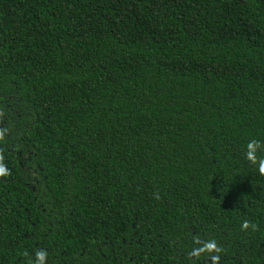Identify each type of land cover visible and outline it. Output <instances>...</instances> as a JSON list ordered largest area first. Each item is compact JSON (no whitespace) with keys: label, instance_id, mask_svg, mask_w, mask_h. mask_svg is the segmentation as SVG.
I'll list each match as a JSON object with an SVG mask.
<instances>
[{"label":"trees","instance_id":"1","mask_svg":"<svg viewBox=\"0 0 264 264\" xmlns=\"http://www.w3.org/2000/svg\"><path fill=\"white\" fill-rule=\"evenodd\" d=\"M0 114V264H264V0H0Z\"/></svg>","mask_w":264,"mask_h":264},{"label":"clouds","instance_id":"2","mask_svg":"<svg viewBox=\"0 0 264 264\" xmlns=\"http://www.w3.org/2000/svg\"><path fill=\"white\" fill-rule=\"evenodd\" d=\"M0 115H2V114H0ZM4 136H5V130L0 129V140H3ZM2 159H3V156L0 155V177H4V176L8 175V169L2 163ZM249 159H254V156L251 153L249 154ZM262 163H264V162H262ZM261 173L264 174V167H262ZM242 227H243V229H247L249 227V225H248L247 222H245L242 225ZM207 250H208L209 253H211L213 251H216V252L222 251V249H219V248L216 247L215 243L210 245ZM198 254H199V250H198ZM36 255L38 257V264H43V261L45 259L44 254L40 253L39 251H37ZM212 264H220V257L219 256H213L212 257Z\"/></svg>","mask_w":264,"mask_h":264}]
</instances>
